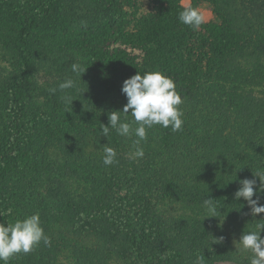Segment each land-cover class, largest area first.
<instances>
[{"label": "trees", "instance_id": "1", "mask_svg": "<svg viewBox=\"0 0 264 264\" xmlns=\"http://www.w3.org/2000/svg\"><path fill=\"white\" fill-rule=\"evenodd\" d=\"M69 1L0 0V58L20 66L17 75L0 80V222H14L20 215L21 195L12 193L7 179L25 163L59 172L70 188L67 195L80 193V204L75 208L70 205L66 213L76 214L82 234H88L89 224L96 218L103 220L107 211L117 210L118 214L110 218L114 223L122 221L129 232L126 238L133 237L135 242L132 251L126 239L132 252H127L126 264L137 259L134 255L148 257L151 246L172 252L161 240L163 235L179 240L182 249L175 252L182 257L181 264H196L198 257L204 258L203 264L220 258L249 263L251 253L236 247V242L244 231L255 228L260 222L256 219L264 213L257 217L247 214L246 202L243 198L235 200L234 193L240 179L264 170V98L241 106L232 116L223 110L212 112L201 87L222 59L245 49L243 34L227 17L205 20L197 30L182 24L179 13L187 6L199 8V0L189 5L181 0H148L151 8L143 12L139 10L145 0H72L103 18L66 41L85 54L81 60L67 53L68 59L62 64L61 82L71 78L76 87L63 91L59 84L36 87L30 43L36 38L40 20ZM255 31L259 33V29ZM257 50L264 55V38ZM136 51H140L145 64L175 81L183 100L179 107L184 124L177 132L159 125L149 129L147 140L141 142L144 156L130 162L136 137H122L114 130L103 137L100 124L107 126L108 113L122 111L127 103L121 92L123 81L137 72L143 74ZM73 63L85 69L81 76L72 72ZM65 96L74 100L72 104L65 101ZM42 117L54 119V125L32 127ZM102 145L116 149L117 163L103 164ZM52 148L58 149L63 160L52 156ZM180 157L185 160L176 162ZM212 168L224 173L223 183L212 185L214 192L204 189L206 193L201 195L200 189L211 185ZM174 180L178 184L174 185ZM123 183L130 188L125 195L113 198L112 190ZM154 195L163 203H158ZM205 197L214 199L218 217H205ZM158 204L168 215L163 218L164 227L158 226L162 220L158 214L153 216L156 219L145 215L146 207ZM192 209L197 211L189 214ZM63 213L55 215L59 218ZM183 222L189 223L187 234L180 232ZM79 255L80 263L107 264L109 258L102 249L88 247L80 248ZM9 264L46 263L31 251L15 255ZM47 264L57 263L52 259Z\"/></svg>", "mask_w": 264, "mask_h": 264}, {"label": "rangeland", "instance_id": "2", "mask_svg": "<svg viewBox=\"0 0 264 264\" xmlns=\"http://www.w3.org/2000/svg\"><path fill=\"white\" fill-rule=\"evenodd\" d=\"M192 1L181 0L184 5H189ZM199 1V9L204 13L205 20L227 17L231 20L232 26L240 31L246 39V46L242 52L233 53L222 59L211 75L201 83V87L210 101L207 106L212 112L223 110L227 111L224 113L235 116L240 111L241 106L258 103L259 98H264V55L257 50L260 39L264 38V6L262 5L264 0ZM150 8L151 4L148 0H145L144 6L139 11H148ZM102 19L92 8L78 5L72 0L66 6L60 5L44 16L40 20L36 38L30 43L32 58L35 63L32 72L34 85L36 87H46L60 84L63 79L60 76L62 64L68 59L67 53L75 54L81 60L85 59V54L81 49L71 47L66 42L67 39H72L73 35L76 36L78 32L80 33L85 28L88 29L92 25H97ZM256 29H259V33L255 31ZM136 54L142 62L143 73L153 70L159 71V69L145 64L140 51H136ZM19 67L18 64H12L7 59L0 58V80L5 81L17 75L20 71ZM87 93H89V89ZM243 102L244 104H242ZM54 115L56 114H53L51 118ZM51 118L47 117L33 122L39 124H32V127L42 123L49 127L53 126L54 119L50 120ZM51 154L56 159L63 160L57 148H52ZM184 160L181 157L179 160L175 159L176 162ZM129 161H135V157L131 156ZM20 167L21 169H17L16 172L8 174L7 179V184L13 190L12 193L15 194L16 192L17 195H21L22 205L18 209L20 208L22 211L19 209L18 219L39 213L45 234L51 240L50 246L41 241L39 245L33 248L32 251L36 253L38 259L42 258L46 264L52 259L57 264H90L87 260L81 263L79 261L80 248L88 247L96 250L102 249L109 256L107 264H126L127 255L132 253L131 249L133 251L135 242L133 237L126 238L129 232L126 231L127 228L124 227L122 221L117 220L114 223V220L110 218V215L118 214L117 210L107 211V216L103 220H97L96 218L95 222L89 224L91 230L88 231V234H82V230L75 220L77 219L76 214L66 213L70 205L75 208V205L80 204V193L67 195L70 188L63 183L59 172L47 171L42 166H26L25 163H22ZM131 169L132 165L129 166L128 170ZM212 170L214 173L210 176L212 179L211 185L208 186L207 184L203 188L207 192L215 191L212 185L219 186L220 183H223L221 176L224 173L214 170V168ZM172 182L174 185L178 184V181L174 180ZM129 188L130 185H124V183L119 187H115L112 190V197L125 195ZM200 190L201 195L206 193L202 188ZM154 197L155 200H158V203H163V199L160 201L155 195ZM62 210H64V213L57 218L55 213ZM193 211L197 210L192 209L188 213L192 214ZM22 212H25L26 215H22ZM155 214L162 218L158 222V226L164 227L162 224L163 218L166 219L168 215L164 213L163 208L159 204L157 207H146L145 215L153 217ZM261 218H264V214ZM179 221H182V219ZM188 224L183 222L180 232L187 234ZM164 233L166 234L168 231H164ZM126 239H129L131 249L127 247ZM161 240L171 247L172 252H162L157 246L150 245L148 257L142 258L140 255H134L133 257H137V259L129 261L128 264H181L182 257L175 252L177 248L182 249L179 248V240L164 235ZM212 264L249 263L237 259L220 258L214 260Z\"/></svg>", "mask_w": 264, "mask_h": 264}, {"label": "clouds", "instance_id": "3", "mask_svg": "<svg viewBox=\"0 0 264 264\" xmlns=\"http://www.w3.org/2000/svg\"><path fill=\"white\" fill-rule=\"evenodd\" d=\"M178 20L197 30L205 22V15L198 7L187 6L179 13ZM71 70L77 76L85 72L80 63H73ZM75 87L76 81L71 78L59 84L61 91ZM51 91L55 92L56 89ZM121 92L126 96L127 103L122 111L113 110L108 113V125L100 124V134L107 138L110 131L114 130L122 137L135 136L134 157L144 156L141 142L147 140L148 130L154 126L170 127L173 132L182 129L183 112L179 106L183 100L177 91L175 81L167 74L158 70L146 71L143 74L137 72L123 81ZM64 99L70 104L74 101L69 96H65ZM129 110H131L130 114ZM122 114L124 119L121 118ZM129 116L130 120L127 119ZM102 147L103 164L111 166L117 163L116 149L107 145ZM238 183L239 187L234 193V198L237 201L243 198L249 208L247 214L257 217L264 213V203H261V199L264 198V170L253 172L252 178L240 179ZM202 207L206 210L205 217H218L214 199H204ZM256 220L260 222L255 228L242 233L239 241L236 242V247L251 253L249 264H264V237L261 236V232L264 231V218ZM41 241L45 245L51 244L50 237L45 234L39 213L23 219H15L11 223L0 222V264H9L11 258L19 253L31 252ZM203 259L198 257L196 264H203Z\"/></svg>", "mask_w": 264, "mask_h": 264}]
</instances>
